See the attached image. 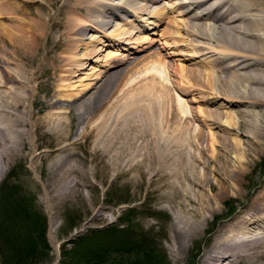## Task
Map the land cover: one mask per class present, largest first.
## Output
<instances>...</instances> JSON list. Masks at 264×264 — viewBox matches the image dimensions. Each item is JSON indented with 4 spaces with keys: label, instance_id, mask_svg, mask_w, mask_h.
<instances>
[{
    "label": "bare ground",
    "instance_id": "obj_1",
    "mask_svg": "<svg viewBox=\"0 0 264 264\" xmlns=\"http://www.w3.org/2000/svg\"><path fill=\"white\" fill-rule=\"evenodd\" d=\"M113 1L65 0L62 14L73 15L64 23L58 40L57 47L63 48V53L88 49L96 55L95 48L78 43L88 30L104 33L108 45L115 49L112 59L106 61L104 76L99 71L92 76V80L102 81L99 86L89 79L82 89L69 92L65 87L74 86L70 81L84 68V59L76 55L69 66L66 61L70 58L65 55L54 58L56 69L64 72L62 79L68 84H59L49 100L37 95L39 90L49 88L48 46L39 64L43 49L40 41L48 39L49 20L45 23L43 16L39 18L45 23L41 33L22 29L13 40L9 35L18 28H3L0 160L24 151L32 154L36 148L32 132L39 139L48 136L50 130L52 138L47 149L35 156L47 162V194L50 180V189L60 190L62 197L80 196V183L72 177L87 180L93 172L92 162L98 161L107 171L106 176L143 184L147 194L177 209L170 226L172 253L177 255L184 243L194 241L205 231L207 218L218 216L221 204L232 198L242 200L240 190L243 182L250 179L248 169L257 154H264V0L177 1L182 12L194 10L185 26L180 25L169 35L173 39L179 31H185L194 37L191 44H180L190 47L193 53L186 54L190 69L181 68L174 60L166 61L173 52L157 59L136 55L148 52L155 41L140 16L147 14L157 19L159 0ZM211 1L213 4L208 5ZM58 2L48 0L42 9L48 13ZM114 6L121 7L117 10ZM13 9L17 11L15 3ZM119 11H126L133 20L121 17L111 29ZM76 16L82 20H76ZM149 18L143 19L145 24L158 26ZM55 26L61 28L59 24ZM137 35L138 40H133ZM159 45L165 51L173 46ZM203 57L201 62H195ZM132 64L146 67L149 74L133 82L128 70ZM162 71L167 72L168 80ZM180 93L188 100L181 101ZM54 98V104L63 111H53ZM34 109L46 110V114L38 117ZM76 117L78 128L83 125L84 130L78 133L77 128L73 137ZM87 137L94 145L87 166L80 168L69 150L81 146ZM66 142L69 143L63 145ZM259 187L244 210L220 225L201 264H264V179Z\"/></svg>",
    "mask_w": 264,
    "mask_h": 264
},
{
    "label": "rangeland",
    "instance_id": "obj_2",
    "mask_svg": "<svg viewBox=\"0 0 264 264\" xmlns=\"http://www.w3.org/2000/svg\"><path fill=\"white\" fill-rule=\"evenodd\" d=\"M47 1L48 0H38L37 2H35V0H0V33L5 27L13 26L14 28H18L15 32L12 30L9 35L12 40L22 29L41 33L46 21L49 20L48 39L41 38L40 41L43 49H41L39 61V64H41L45 53L44 48L48 46L49 88L39 90L37 93L38 97L42 100L53 98L58 91L59 84L64 82V79H62V76H65L64 72L61 70L59 72L58 69H56L58 66L53 62L54 58L61 55L70 58L66 61L69 66L71 58H75L76 55L77 58L79 57L78 59L85 60L87 58L85 61L83 60L85 63L84 68L70 81V85L74 84V86L69 88L65 87V90H68V92L73 89L80 90L85 81L89 79L99 86L102 81H94L92 80V76L98 71L102 73L101 76H104V66L107 60L112 59L111 54H114L115 48L108 45L104 33L96 30H88L85 39L82 40L81 43H78L86 44L91 50L95 48L96 55H91L90 51H87L88 49L81 52L73 50V54L63 53L64 49L57 47L58 40L64 31L65 24L67 23L66 21L72 18L73 13L67 12L64 15L62 14V5L65 0H60L55 7L49 8V12L46 13L42 8ZM51 1L52 0H49V3H51ZM117 1L118 0H114L113 2L118 3ZM177 1L180 2L181 0H159L156 3L160 11V15H158L157 19L149 18L147 14H142V16H140L142 17L140 18L142 24L150 29V31H148L149 35L153 37L155 41L148 52L144 51L136 55L141 54L144 57H153V59H157V56L163 58V55L164 57L167 56L166 53L169 54V52H173V55L167 58L166 61L174 60L181 68L185 67L186 69H190L191 66L189 64L191 61H189V57L186 56V54L193 53L190 52V47L187 48L180 44H191V40L194 37L190 36V34L185 31H179L177 37L173 39H170L169 35H172L170 31H175V29L185 26L184 22L186 23L188 17L193 15L194 10L182 12L179 6L176 5ZM13 3H15L17 11L13 9ZM207 4H213V1ZM165 5L166 7H164ZM120 7L121 6H116L115 8L119 10ZM42 11L43 15H41ZM201 11L202 9H199L198 12L200 13ZM117 15L118 18H114L115 24L113 23L114 25L110 27L111 29L116 27L118 21H121V17L122 19L133 20L132 16L130 15V17L126 11H119ZM41 16H43V20H45L44 24L39 19ZM10 17H12L11 20H9ZM76 18L78 21L82 20L79 16H76ZM148 18V21H153L157 23L158 26L145 24L143 19L147 21ZM10 22L12 23L10 24ZM206 23L211 25L213 21L206 20ZM55 24L61 25V28L55 26ZM135 24L136 27L139 28L137 23ZM133 30L137 32L138 29L134 28ZM132 32L133 31L128 33V35H131ZM137 38L138 35L134 37L133 40L136 39L135 41H137ZM156 40L158 41L156 42ZM3 41L5 40L2 39L0 41L1 44ZM160 42L169 43L173 46L166 51L161 50L159 45ZM196 52V54H199L198 51ZM178 53L182 55H178ZM211 59L212 58L208 59V61ZM149 60H151V58H149ZM202 60H204V57L195 59V62H201ZM146 69V67L140 64L130 65L128 70H130L133 82H138L142 77L144 78L148 75L149 73H147L148 71ZM151 70L153 71V69ZM154 71L153 73H158L156 69H154ZM38 74H41V70H38ZM162 75L168 80L169 76L167 72L162 71ZM46 78L47 77L42 74V79L46 80ZM64 84H68V82L65 81ZM180 94L178 97L181 101L188 100V97L184 96L182 93ZM55 99L56 98L52 99V105H54L53 111H63L59 104H54L57 101V99ZM34 111L37 112L38 117L46 114V110L38 111L34 109ZM78 123L76 117L73 125V137L78 128ZM81 126L82 127L78 128V133L84 130L83 125ZM33 133L34 132H32L33 145L36 148L32 154L28 155L26 151H24L13 157L11 156L10 159L0 160V219L10 224L13 220H16L15 211L21 208L25 209L28 213H30L31 209H34L46 217V238L51 256V261L48 264H60L62 259V247L71 249L75 246L77 252L83 255L84 247L86 246L81 242L83 237L91 239L92 235L90 231H101L105 230L107 227L117 231L110 241L112 244L115 243L118 248L119 246L128 247L129 235L130 232L133 231L134 234L139 237L146 235V240L151 241L149 245L159 251L166 258L168 264H201L204 252L212 245L213 236L220 225L225 221H230L239 214L240 211L246 208V204H248L252 196L260 188L259 186L264 179V154L261 153L257 154L253 160V164H251L248 169L250 179H246L243 182L244 186L240 190L242 191V200L232 198V200L221 204V206H219L220 209H218V216L207 218L205 231L200 232L199 236L194 239V241L192 240L184 243V248L176 255L172 253L170 226L177 209L170 208L174 206H171V204L163 200L160 201L155 195L147 194L145 185L143 184H130L127 183L126 179L123 177L116 178L114 175L106 176L107 171L102 169L103 164L98 161L92 162L91 169L93 172L90 173L87 180H84L85 178L82 177H80V179L77 176L72 177L74 181L76 180L80 183V196L64 195V197H62L63 194L60 190L56 191L50 189V180H48L47 194L44 178L47 171V162L37 160L35 156L47 149L46 146L48 140L52 138V133L48 130V136L39 139H37V135H33ZM87 138L82 140L81 146L79 145L75 149L69 150L70 152L68 151L72 153L73 161H75L80 168L87 166L89 151H91L94 145V142L89 137ZM68 143L69 142L63 143V145H67ZM100 153L101 151L98 152V154ZM104 157L105 159L107 158L106 156ZM49 167L50 161L48 160V173L50 171ZM13 187L19 191L20 195L19 193L15 194L13 192ZM79 238L80 240L78 242L77 240ZM186 245L188 246L187 250H185ZM149 249L150 248L147 247L144 248L143 251L148 252ZM138 253L141 254L140 252ZM124 255L129 256L123 258L125 264H128L134 259L128 253Z\"/></svg>",
    "mask_w": 264,
    "mask_h": 264
},
{
    "label": "trees",
    "instance_id": "obj_3",
    "mask_svg": "<svg viewBox=\"0 0 264 264\" xmlns=\"http://www.w3.org/2000/svg\"><path fill=\"white\" fill-rule=\"evenodd\" d=\"M12 189L15 194L19 193L15 187ZM15 219L10 224L0 219V264H48L51 256L46 238V217L34 209L28 213L21 208L15 211ZM116 232L110 227L90 231L92 238L81 240L86 245L83 255L75 246L71 249L62 247L60 264H125V253L134 258L128 264H168L166 258L149 245L151 241L146 240V235L139 237L132 231L128 247L118 248L110 241ZM147 247L149 251L144 252Z\"/></svg>",
    "mask_w": 264,
    "mask_h": 264
}]
</instances>
